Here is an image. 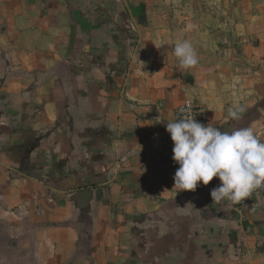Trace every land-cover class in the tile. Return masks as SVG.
I'll use <instances>...</instances> for the list:
<instances>
[{
    "label": "crops",
    "instance_id": "obj_1",
    "mask_svg": "<svg viewBox=\"0 0 264 264\" xmlns=\"http://www.w3.org/2000/svg\"><path fill=\"white\" fill-rule=\"evenodd\" d=\"M194 1L0 0V224L22 264H264V194L238 209L212 204L218 177L179 191L164 153L186 102L264 141V0H238L231 27ZM92 188L86 223L69 198Z\"/></svg>",
    "mask_w": 264,
    "mask_h": 264
},
{
    "label": "clouds",
    "instance_id": "obj_2",
    "mask_svg": "<svg viewBox=\"0 0 264 264\" xmlns=\"http://www.w3.org/2000/svg\"><path fill=\"white\" fill-rule=\"evenodd\" d=\"M172 54L181 68L198 63L197 52L188 40L176 41ZM178 111L180 115L166 125L174 142L172 158L179 165L173 177L175 189L195 191L198 182L208 185L218 177L221 183L210 192L212 204H236L254 190L264 188V141L252 127L221 131L197 122L189 107ZM243 111L237 103L227 115L239 119Z\"/></svg>",
    "mask_w": 264,
    "mask_h": 264
},
{
    "label": "rangeland",
    "instance_id": "obj_3",
    "mask_svg": "<svg viewBox=\"0 0 264 264\" xmlns=\"http://www.w3.org/2000/svg\"><path fill=\"white\" fill-rule=\"evenodd\" d=\"M197 9L208 13V18L204 21L208 26L224 25L231 27L233 22L232 14L238 4V0H199L194 1ZM242 6L245 7V5ZM240 9H243L240 7ZM231 40V35H227ZM12 232L2 224H0V264H22L23 255L30 253V249H26L25 245L19 248V242L10 235ZM17 236H21L19 230L15 232ZM17 239V238H16Z\"/></svg>",
    "mask_w": 264,
    "mask_h": 264
},
{
    "label": "built area",
    "instance_id": "obj_4",
    "mask_svg": "<svg viewBox=\"0 0 264 264\" xmlns=\"http://www.w3.org/2000/svg\"><path fill=\"white\" fill-rule=\"evenodd\" d=\"M182 107H189L191 109V115L195 118L197 122L205 124V125L208 123V116H209L208 109L203 105L195 104L191 102H186L185 104L180 105L175 109V113H174L175 119L178 117V115H180L178 110ZM173 147H174V142L171 140V136L169 134L164 139L163 148H164V153L172 159V167L175 173L176 170L179 168V165L172 158L173 157V151H172ZM256 193L264 194V188H259V189L254 190L248 197H246L239 203H236L233 205L238 209L244 208L247 205L249 198L252 197Z\"/></svg>",
    "mask_w": 264,
    "mask_h": 264
},
{
    "label": "water",
    "instance_id": "obj_5",
    "mask_svg": "<svg viewBox=\"0 0 264 264\" xmlns=\"http://www.w3.org/2000/svg\"><path fill=\"white\" fill-rule=\"evenodd\" d=\"M102 195L101 189H84L73 193L69 201L79 211L84 222H90L92 207L95 200H99Z\"/></svg>",
    "mask_w": 264,
    "mask_h": 264
}]
</instances>
